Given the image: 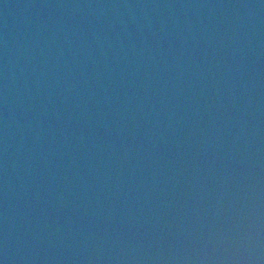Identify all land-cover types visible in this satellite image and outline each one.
I'll return each mask as SVG.
<instances>
[{"label":"water","instance_id":"obj_1","mask_svg":"<svg viewBox=\"0 0 264 264\" xmlns=\"http://www.w3.org/2000/svg\"><path fill=\"white\" fill-rule=\"evenodd\" d=\"M0 264H264V0H29Z\"/></svg>","mask_w":264,"mask_h":264}]
</instances>
